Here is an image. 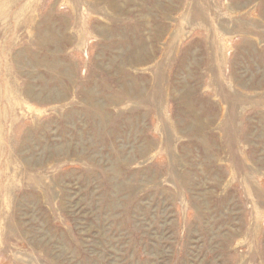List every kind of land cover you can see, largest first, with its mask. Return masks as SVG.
Masks as SVG:
<instances>
[{
  "label": "rangeland",
  "instance_id": "1",
  "mask_svg": "<svg viewBox=\"0 0 264 264\" xmlns=\"http://www.w3.org/2000/svg\"><path fill=\"white\" fill-rule=\"evenodd\" d=\"M0 264H264V0H0Z\"/></svg>",
  "mask_w": 264,
  "mask_h": 264
},
{
  "label": "bare ground",
  "instance_id": "2",
  "mask_svg": "<svg viewBox=\"0 0 264 264\" xmlns=\"http://www.w3.org/2000/svg\"><path fill=\"white\" fill-rule=\"evenodd\" d=\"M62 97V96H61Z\"/></svg>",
  "mask_w": 264,
  "mask_h": 264
}]
</instances>
